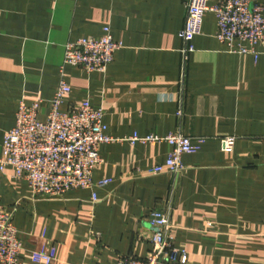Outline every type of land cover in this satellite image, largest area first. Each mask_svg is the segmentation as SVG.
<instances>
[{
  "label": "crops",
  "instance_id": "1",
  "mask_svg": "<svg viewBox=\"0 0 264 264\" xmlns=\"http://www.w3.org/2000/svg\"><path fill=\"white\" fill-rule=\"evenodd\" d=\"M186 1L0 0V157L20 103L43 100L46 119L68 42L100 38L109 26L121 44L104 72L67 67L72 91L61 110L89 101L120 139L101 145L96 185L45 200L13 167L0 171V202L16 209L23 264H45L28 251L46 242L56 247L51 264L145 258L154 209L168 212L188 264H264V48L232 51L208 12L185 60ZM178 131L199 146L182 156L180 173L153 172L172 151L167 141L129 140ZM227 136L236 137L230 152Z\"/></svg>",
  "mask_w": 264,
  "mask_h": 264
},
{
  "label": "built area",
  "instance_id": "2",
  "mask_svg": "<svg viewBox=\"0 0 264 264\" xmlns=\"http://www.w3.org/2000/svg\"><path fill=\"white\" fill-rule=\"evenodd\" d=\"M264 7L255 0H187L185 23L180 37L185 43L182 52L185 60L192 51L193 39L203 31L205 16L213 12L217 18V38L229 45L232 51L260 54L255 48H264ZM248 43L250 48L243 44ZM121 48L109 26L104 27L100 38L82 37L68 42L60 66L59 87L48 101L49 112L45 120L40 119L39 110L43 100L28 105L20 103L15 126L5 134L0 171L11 166L14 177L25 179L34 197L50 200L62 197L73 189H91L96 184L93 173L102 164L100 147L117 141L107 133L104 111L82 101L62 111L61 107L71 94L67 80V67L78 66L88 72H104L113 62L115 53ZM136 141H167L172 151L166 162L153 168L154 173H180L184 168L182 156L196 153L199 146L182 132H173L166 137L150 135L129 137ZM225 151H232L236 137L223 140ZM103 180L97 185H106ZM16 209L9 210L0 202V264H23L26 249L14 224ZM152 248L145 258L125 255L118 264H188L189 253L175 247L171 234L170 216L167 211L154 209L148 222ZM32 261L51 264L56 257V247L46 242L41 249L28 251Z\"/></svg>",
  "mask_w": 264,
  "mask_h": 264
}]
</instances>
